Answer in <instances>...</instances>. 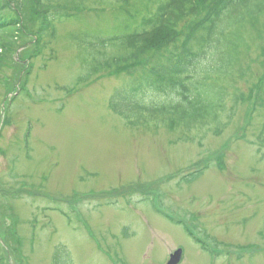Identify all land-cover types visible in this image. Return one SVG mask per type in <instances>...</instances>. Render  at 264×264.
Segmentation results:
<instances>
[{
  "label": "rangeland",
  "instance_id": "374dc122",
  "mask_svg": "<svg viewBox=\"0 0 264 264\" xmlns=\"http://www.w3.org/2000/svg\"><path fill=\"white\" fill-rule=\"evenodd\" d=\"M164 1L41 0L40 41L36 2L7 0L26 18L0 51V264H56L63 248L73 264H168L178 250L181 264H264V13L228 31L241 45L230 77L209 80L227 92L219 119L122 118L131 78L103 67L127 53L99 41L141 33Z\"/></svg>",
  "mask_w": 264,
  "mask_h": 264
},
{
  "label": "trees",
  "instance_id": "16d2710c",
  "mask_svg": "<svg viewBox=\"0 0 264 264\" xmlns=\"http://www.w3.org/2000/svg\"><path fill=\"white\" fill-rule=\"evenodd\" d=\"M34 1L37 10L33 13L43 24L36 33L37 39L41 41L46 30L52 26L51 17L50 12L39 2L41 0ZM26 13L27 18L30 17ZM262 13L264 0H166L151 16L143 18L141 25L144 29L141 33L135 31L125 37L99 41L107 45H119L118 49L127 53V56L111 58L103 67L109 75L131 78V86L123 93V98L117 101V113L127 119L129 114L136 111L140 114L149 111L150 117L156 113L166 118L179 116L178 121L188 126H200L219 119L227 92L214 90V83L209 80L212 77H230L233 67L239 62L241 45L239 35L233 34L231 37L228 31L243 27ZM25 18L21 9H14L7 0H0L1 37L5 39L10 27L13 36L11 43L6 44V48L0 47V51L17 47L16 33H19ZM163 35L166 36L163 45L152 44L154 39ZM203 35L206 38V50H194ZM98 56L102 54L98 52ZM99 63L100 60L94 59L88 77L100 71L97 67ZM137 75L139 78H136ZM167 92L179 96L175 105L143 104L146 93L164 95ZM124 108L129 111L124 112ZM140 116L131 119L138 122ZM189 234L193 241L203 246L199 237ZM62 259L66 260V264H73L65 248L57 251L55 263L63 264Z\"/></svg>",
  "mask_w": 264,
  "mask_h": 264
},
{
  "label": "water",
  "instance_id": "95a60500",
  "mask_svg": "<svg viewBox=\"0 0 264 264\" xmlns=\"http://www.w3.org/2000/svg\"><path fill=\"white\" fill-rule=\"evenodd\" d=\"M171 261L168 264H180L182 260V251H177L175 254L172 255Z\"/></svg>",
  "mask_w": 264,
  "mask_h": 264
}]
</instances>
